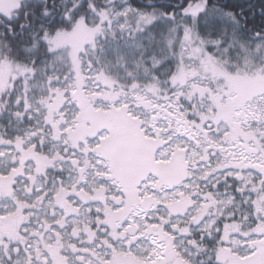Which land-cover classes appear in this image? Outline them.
Returning a JSON list of instances; mask_svg holds the SVG:
<instances>
[{
    "label": "snow or ice",
    "instance_id": "1",
    "mask_svg": "<svg viewBox=\"0 0 264 264\" xmlns=\"http://www.w3.org/2000/svg\"><path fill=\"white\" fill-rule=\"evenodd\" d=\"M0 264H264V0H0Z\"/></svg>",
    "mask_w": 264,
    "mask_h": 264
}]
</instances>
